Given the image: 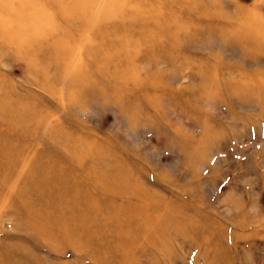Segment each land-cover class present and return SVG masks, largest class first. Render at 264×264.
<instances>
[{"label": "rangeland", "instance_id": "374dc122", "mask_svg": "<svg viewBox=\"0 0 264 264\" xmlns=\"http://www.w3.org/2000/svg\"><path fill=\"white\" fill-rule=\"evenodd\" d=\"M263 27L264 0H0L2 262L264 264ZM79 189L87 233L29 215ZM132 191L155 208L107 223Z\"/></svg>", "mask_w": 264, "mask_h": 264}, {"label": "bare ground", "instance_id": "6f19581e", "mask_svg": "<svg viewBox=\"0 0 264 264\" xmlns=\"http://www.w3.org/2000/svg\"><path fill=\"white\" fill-rule=\"evenodd\" d=\"M258 24H261V22H258ZM252 35L254 37L253 42L257 45L258 50L264 49L263 46L262 47L260 46L261 42H259L260 40H262L261 38L264 39V34L262 32L260 33V31L257 30V32L252 34ZM240 81H242V80H240ZM1 109H2V107L0 105V111L3 110V109L2 110ZM0 115L2 116L3 114L0 113ZM2 148L4 150L3 158L5 160L8 157L9 151H7L5 146H3ZM0 169H1V166H0ZM94 177L96 179L97 176H95L94 174L93 175L91 174V178H90V174L87 173V178L88 179L90 178L91 181L94 180ZM122 181H124V180H122ZM122 181H118L119 183L117 185H114L111 181H109L110 184H108V185L105 184L104 188L98 187V189L101 190V192L103 194L104 193H106L108 195L111 194L113 196L111 198H115V197L116 198L117 197H123L124 198L123 188L125 187L124 186L125 184ZM98 182H101L102 185L104 183H108V182H104V178L102 175H99ZM115 183H117V182H115ZM89 186H87V187H89ZM52 192H54V191H52ZM80 192H81V189L75 190V192L73 193L74 194L73 195V198H74L73 203H68V202L67 203H61L59 205V208H58V214H48L47 212L42 210V211L29 212V215H33L37 218L42 217L43 218L42 225L46 229H48L50 232H55L57 228H60V231L62 232L63 235L70 233V234H72V238H75L79 234L78 231L80 229V226L78 224H81L82 228L80 229V232H81V234H85V233H87L88 230L94 228L98 224V221L100 223L101 219L93 213L94 210L97 208L96 202H94L92 199L81 198ZM132 192L136 196V201L138 202L137 205H134V206L131 205L129 208V210L132 211V213H131L132 215L127 211L125 214H123L122 217H117L118 219L115 221V215H118V213H120V211L123 209H122V207L119 209L115 205H110L111 209L116 207L115 210L118 209L119 212L118 213L116 212L117 214H115L114 216L111 215L110 217H108L109 220L107 219L108 220L107 223L112 224L116 228L118 227L119 229H122L125 227L126 224L129 223V221L131 222V220L135 214L138 213V214L144 215V213L147 212L146 209H148L149 206L152 208L153 207L155 208V206L152 203L153 201L150 198L146 197V199L143 200L144 202L142 201L143 202L142 203V202H140V197H141L140 192H137V191H132ZM64 197H66V196H64ZM55 200H56V198H53V197L49 198L48 202H50V204L48 206L51 207V204H53L55 202ZM80 208H83V211H80V212L77 211ZM73 209H76V210H73ZM106 214H108V213H106ZM62 218H64L65 220L62 221ZM69 219H70V221L68 223L67 220H69ZM73 219L78 220V221H73ZM151 231L153 232V233H150L152 236H154V234H155V236L157 235V233L155 231H153V230H151ZM2 260L3 259H0V264H5L2 262Z\"/></svg>", "mask_w": 264, "mask_h": 264}]
</instances>
